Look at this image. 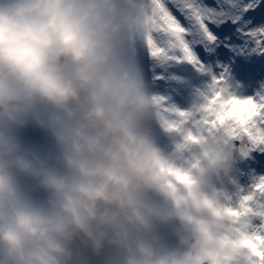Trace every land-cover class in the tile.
Returning <instances> with one entry per match:
<instances>
[{"label":"clouds","instance_id":"9594fccd","mask_svg":"<svg viewBox=\"0 0 264 264\" xmlns=\"http://www.w3.org/2000/svg\"><path fill=\"white\" fill-rule=\"evenodd\" d=\"M150 20V0H0V264H227L237 252L203 191L223 153L205 151L188 192L154 138ZM177 221L194 244L168 231Z\"/></svg>","mask_w":264,"mask_h":264},{"label":"snow or ice","instance_id":"6c2138e0","mask_svg":"<svg viewBox=\"0 0 264 264\" xmlns=\"http://www.w3.org/2000/svg\"><path fill=\"white\" fill-rule=\"evenodd\" d=\"M264 0H216L214 6L204 0H150V27L142 45L154 66L153 79L181 91L191 89L205 106L226 105L235 113L233 103L246 108L232 115L222 129L229 142L228 174L224 184L235 204L236 215L254 222L259 238L264 241V176L251 171V157L264 153V91L255 97L239 94L230 69L212 61V48L219 43L212 25L231 22L245 41L264 51V26L250 27L248 17H264ZM173 66L191 67L193 76L173 74ZM153 103L162 119H176L188 109L174 102L172 94H154ZM237 161H243L238 164ZM250 177L245 180L244 176ZM244 181V182H242Z\"/></svg>","mask_w":264,"mask_h":264},{"label":"rangeland","instance_id":"374dc122","mask_svg":"<svg viewBox=\"0 0 264 264\" xmlns=\"http://www.w3.org/2000/svg\"><path fill=\"white\" fill-rule=\"evenodd\" d=\"M205 4H208L210 6H214L216 3V0H204ZM251 20L250 27H259L264 26V17L261 16H254L249 17ZM234 24L231 22H228L226 24H220L219 26L212 25V27L215 29L216 33L219 30V32H225L226 37H222L223 35L218 36L219 43H217L211 50V58L212 61L216 64H222L227 66L230 69V61H231V54L233 53H241L243 54L242 57L244 61L248 64H250L251 67H253L254 62V56L251 55L248 51V47H250V52H254L257 50L256 45L250 41H245L240 36L237 26L235 28L236 31H232L234 29ZM232 31V33H231ZM233 35V37H231ZM234 36H238L239 41L233 42L237 40L238 38H235ZM142 48V47H141ZM242 51H239L241 50ZM260 52V51H258ZM257 52V53H258ZM238 53V54H239ZM140 61L143 66V70L147 79L148 84L153 83V72L154 71H160L162 70L159 66H154L152 61L147 58L146 54L140 50ZM147 72H152L148 74ZM231 77L234 81V84L239 92L240 95L244 97H250L247 94V89L245 90V87L242 88L240 85L241 83L239 80L235 79L232 75L231 69H230ZM148 74V75H147ZM175 75V74H174ZM262 86L264 88V69L262 72ZM159 82V81H158ZM160 86L157 88V90H154V88L151 91L152 97L154 94H169L168 92L173 93V88L167 87L165 83L159 82ZM175 91L182 93V98L179 101H176L174 98V102L178 103L181 108H187V114L182 115L179 118L176 119H162L157 107L154 105L153 112H152V118H151V128L155 129V127H160L161 131L164 132L166 135L164 143L158 145L161 154L163 157L168 161L171 173L174 177L175 183L173 186L181 188L178 184L181 178H185V182L189 185V182H191L194 175L191 172V165L196 162H200V154L201 151H206L209 147H212L216 150H219L223 153V163L220 167H217L216 169L209 172V178L213 181H215L217 184H219L224 192H226L225 202H219L218 206L214 208L215 212H219L224 214L225 216L229 217L231 222L229 224V227L231 228L232 235L229 237L233 245L237 248V252L232 255L228 261L227 264H234L232 263L233 260H241L244 257L243 249L241 243H239L237 239V231L238 230H244L246 231L249 239V243L251 246L249 247L251 250L249 251L250 256L244 257V260L248 262V264H264V246L258 247L257 245V231L254 225V222L249 220L247 217L244 219L241 215H236L232 209L235 208V204L232 201L231 197L227 193L226 185L224 184V175L226 176V172L223 171V164L228 165V160L230 156V148H229V142L227 141L225 144L219 145V140L216 134L215 129L216 125L214 124V117L216 115L215 113V107L213 106H205L204 101L196 99L191 89H185L181 91L179 88L175 89ZM221 115L225 118V121L227 123L228 119L234 115L235 113L241 112V110L246 108V105L241 103H233L232 107L235 109V113L231 112L230 110H227L226 105L221 104ZM198 109L200 114L201 112H204V110H208V118L207 120H201L199 115L197 116V119L194 120L193 124L191 125V122L193 118L190 117V114L192 111H196ZM192 128L196 132H198L202 137L200 138L199 134H197V138H192L190 140H195L199 142L200 147L199 148H191L189 145V141L185 140L187 136L192 135L194 132L192 131ZM261 154H264L262 152H259ZM258 155L256 152L251 157V171L255 174L260 175V173L257 170ZM222 171L225 173L222 176ZM262 176V175H260ZM245 180H250V177H247L246 174L244 176ZM244 182V181H242ZM187 185V186H188ZM187 186L185 189H187ZM184 189V187L182 188ZM203 191L205 189L203 188ZM206 192V191H205ZM223 194L220 188H218L217 195ZM177 228L172 229V233H177L179 236V240L183 239V231L184 228L182 225H180L179 221L175 224ZM174 243L177 242V240H173Z\"/></svg>","mask_w":264,"mask_h":264},{"label":"bare ground","instance_id":"6f19581e","mask_svg":"<svg viewBox=\"0 0 264 264\" xmlns=\"http://www.w3.org/2000/svg\"><path fill=\"white\" fill-rule=\"evenodd\" d=\"M264 65V64H263ZM254 79V78H253ZM221 117V116H218V118Z\"/></svg>","mask_w":264,"mask_h":264}]
</instances>
